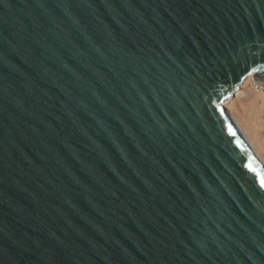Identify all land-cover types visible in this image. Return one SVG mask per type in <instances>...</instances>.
Returning <instances> with one entry per match:
<instances>
[{
	"label": "water",
	"instance_id": "1",
	"mask_svg": "<svg viewBox=\"0 0 264 264\" xmlns=\"http://www.w3.org/2000/svg\"><path fill=\"white\" fill-rule=\"evenodd\" d=\"M248 76L264 0H0V264H264Z\"/></svg>",
	"mask_w": 264,
	"mask_h": 264
},
{
	"label": "bare ground",
	"instance_id": "2",
	"mask_svg": "<svg viewBox=\"0 0 264 264\" xmlns=\"http://www.w3.org/2000/svg\"><path fill=\"white\" fill-rule=\"evenodd\" d=\"M241 99L245 100L242 102ZM223 105L255 157L264 166V80L246 77L234 96ZM232 105L235 108H229Z\"/></svg>",
	"mask_w": 264,
	"mask_h": 264
},
{
	"label": "snow or ice",
	"instance_id": "3",
	"mask_svg": "<svg viewBox=\"0 0 264 264\" xmlns=\"http://www.w3.org/2000/svg\"><path fill=\"white\" fill-rule=\"evenodd\" d=\"M253 71H255V70H253ZM257 176H258V179H259L260 186L262 188H264V176H261L259 173H257Z\"/></svg>",
	"mask_w": 264,
	"mask_h": 264
},
{
	"label": "rangeland",
	"instance_id": "4",
	"mask_svg": "<svg viewBox=\"0 0 264 264\" xmlns=\"http://www.w3.org/2000/svg\"><path fill=\"white\" fill-rule=\"evenodd\" d=\"M245 88V87H244ZM242 91H243V89H242ZM248 92V91H247ZM232 98V97H231ZM242 100V102L245 100V99H241ZM229 105H230V103H229ZM226 108V107H225ZM229 108H231V109H233V108H235V107H233V105L232 106H230Z\"/></svg>",
	"mask_w": 264,
	"mask_h": 264
}]
</instances>
